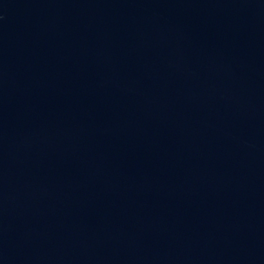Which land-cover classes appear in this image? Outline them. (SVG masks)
I'll list each match as a JSON object with an SVG mask.
<instances>
[{"label": "water", "instance_id": "1", "mask_svg": "<svg viewBox=\"0 0 264 264\" xmlns=\"http://www.w3.org/2000/svg\"><path fill=\"white\" fill-rule=\"evenodd\" d=\"M0 264H264V0H0Z\"/></svg>", "mask_w": 264, "mask_h": 264}]
</instances>
